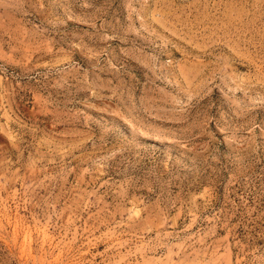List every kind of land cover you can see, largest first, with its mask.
<instances>
[{"label":"rangeland","instance_id":"obj_1","mask_svg":"<svg viewBox=\"0 0 264 264\" xmlns=\"http://www.w3.org/2000/svg\"><path fill=\"white\" fill-rule=\"evenodd\" d=\"M0 264H264V0H0Z\"/></svg>","mask_w":264,"mask_h":264}]
</instances>
